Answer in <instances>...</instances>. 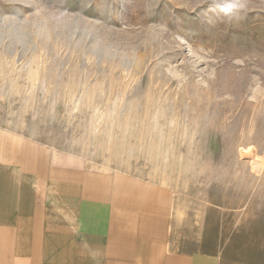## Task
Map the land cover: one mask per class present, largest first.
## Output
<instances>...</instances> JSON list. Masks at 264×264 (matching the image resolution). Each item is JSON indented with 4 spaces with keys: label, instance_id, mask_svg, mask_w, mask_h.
Listing matches in <instances>:
<instances>
[{
    "label": "rangeland",
    "instance_id": "374dc122",
    "mask_svg": "<svg viewBox=\"0 0 264 264\" xmlns=\"http://www.w3.org/2000/svg\"><path fill=\"white\" fill-rule=\"evenodd\" d=\"M0 123L160 182L220 264H264V0H0Z\"/></svg>",
    "mask_w": 264,
    "mask_h": 264
},
{
    "label": "crops",
    "instance_id": "0c3cea01",
    "mask_svg": "<svg viewBox=\"0 0 264 264\" xmlns=\"http://www.w3.org/2000/svg\"><path fill=\"white\" fill-rule=\"evenodd\" d=\"M175 193L0 123V264H220Z\"/></svg>",
    "mask_w": 264,
    "mask_h": 264
},
{
    "label": "bare ground",
    "instance_id": "6f19581e",
    "mask_svg": "<svg viewBox=\"0 0 264 264\" xmlns=\"http://www.w3.org/2000/svg\"><path fill=\"white\" fill-rule=\"evenodd\" d=\"M241 155L246 158L254 172L258 175L264 174V155L258 154L256 148L253 145L243 147L241 150Z\"/></svg>",
    "mask_w": 264,
    "mask_h": 264
}]
</instances>
